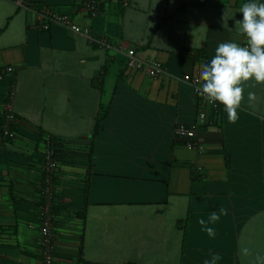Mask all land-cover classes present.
Returning a JSON list of instances; mask_svg holds the SVG:
<instances>
[{
  "label": "crops",
  "instance_id": "crops-1",
  "mask_svg": "<svg viewBox=\"0 0 264 264\" xmlns=\"http://www.w3.org/2000/svg\"><path fill=\"white\" fill-rule=\"evenodd\" d=\"M21 2L0 0V121L8 104L14 127L0 138V264L42 263L50 137L60 141L53 186L62 206L52 264H203L211 253L216 264H251L241 247L264 254V84L245 83L235 123L222 104L219 116L206 106L201 123L191 87L219 42L246 43L234 20L247 0H99L95 15L82 0ZM131 54L157 60L163 74L129 73ZM193 124L200 149L174 137ZM221 208L227 215L209 222Z\"/></svg>",
  "mask_w": 264,
  "mask_h": 264
},
{
  "label": "clouds",
  "instance_id": "clouds-1",
  "mask_svg": "<svg viewBox=\"0 0 264 264\" xmlns=\"http://www.w3.org/2000/svg\"><path fill=\"white\" fill-rule=\"evenodd\" d=\"M239 14L241 18L235 19L234 25L246 44L219 42L214 55L200 64L195 81L197 91L207 102H218L224 106L230 123L238 119L237 109L244 100L245 83L254 80L264 84V2L247 0L239 8ZM199 39L202 43L205 34L201 33ZM247 100L250 105L253 104L257 100L256 93L249 91ZM220 215H227V210L221 208L219 214L215 211L210 213L209 222L215 223ZM198 223L204 226L203 230L210 237L215 236L214 228L207 227L203 218ZM240 255L253 257L251 264H264V254L253 253L248 247H241ZM220 259L219 253H211V259H205L203 264H216Z\"/></svg>",
  "mask_w": 264,
  "mask_h": 264
},
{
  "label": "built area",
  "instance_id": "built-area-1",
  "mask_svg": "<svg viewBox=\"0 0 264 264\" xmlns=\"http://www.w3.org/2000/svg\"><path fill=\"white\" fill-rule=\"evenodd\" d=\"M22 0H16V3L21 4ZM99 0H82V4L87 11H89L92 15L96 14L95 8ZM47 11H41L38 15L39 17L45 16ZM51 21L61 24L65 27L70 28L72 31L76 33H84L87 34V28H80L79 26L72 24L70 21L66 20L62 16L58 14L51 15ZM48 25H44V28H47ZM90 42L97 43L100 46L108 47V44L104 40H96L93 37H88ZM246 43H244L245 45ZM206 62V61H205ZM126 69L127 71H141L146 73L151 77H159L163 74L164 68L162 64L157 60L143 61L137 59L132 54L128 56L126 60ZM6 72H10L12 70L11 66H7L5 68ZM2 75L0 74V79ZM196 78L191 80V87L194 95L201 101V105L203 108L198 111V120L201 123H208L210 118L206 111V106H213L216 108L219 103H209L207 102L197 91L198 85L195 83ZM13 120V114L11 112L10 106L6 104V112L4 117V122L2 124V136L3 137H13V132L9 130L8 123ZM196 125H178L174 130V137L176 140L182 141L184 145L189 149H200L199 143L196 140ZM46 151L43 155V167H42V186L40 192L42 195L46 197V200H49L52 196H54V186L52 177L53 174L58 167V161L56 160L54 154L55 148L48 143H46ZM1 201V195H0ZM48 203V202H47ZM40 238H39V252L42 259L41 264H52L54 258V244H53V235H54V224L53 218L54 214L50 211L49 205L41 206L40 208Z\"/></svg>",
  "mask_w": 264,
  "mask_h": 264
},
{
  "label": "trees",
  "instance_id": "trees-1",
  "mask_svg": "<svg viewBox=\"0 0 264 264\" xmlns=\"http://www.w3.org/2000/svg\"><path fill=\"white\" fill-rule=\"evenodd\" d=\"M197 57V56H196ZM197 59L198 60H200V57H197ZM220 106H221V104H219L216 108H215V113H216V116H219V112H220ZM4 117H5V115H4ZM3 122H4V119L2 118V121H0V138H4L3 136H2V124H3ZM11 123V122H10ZM9 123V124H10ZM8 127H9V130L11 131V132H13V134H14V127H13V124L11 125H8ZM95 129H97V124L95 125ZM5 139H10L9 137H5ZM44 141V143H48L49 142V144H55V143H59L60 141H58V140H56V139H54V138H47V139H45V140H43ZM54 156H55V158L57 157V156H59V152H55V154H54ZM56 160H57V158H56ZM52 181H53V184H55V177H54V175H53V177H52ZM43 185V184H42ZM48 202V203H47ZM46 204H48L49 205V208H50V211L54 214V212L56 211V210H59L62 206H61V202H59L58 201V199H56L55 198V196H52L49 200H46V197L44 196V195H42L41 194V202H40V207L42 206H45Z\"/></svg>",
  "mask_w": 264,
  "mask_h": 264
},
{
  "label": "rangeland",
  "instance_id": "rangeland-1",
  "mask_svg": "<svg viewBox=\"0 0 264 264\" xmlns=\"http://www.w3.org/2000/svg\"><path fill=\"white\" fill-rule=\"evenodd\" d=\"M54 219V218H53ZM53 222H54V220H53Z\"/></svg>",
  "mask_w": 264,
  "mask_h": 264
}]
</instances>
